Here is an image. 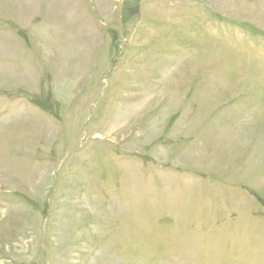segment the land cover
Wrapping results in <instances>:
<instances>
[{"label": "rangeland", "instance_id": "374dc122", "mask_svg": "<svg viewBox=\"0 0 264 264\" xmlns=\"http://www.w3.org/2000/svg\"><path fill=\"white\" fill-rule=\"evenodd\" d=\"M0 264H264V0H0Z\"/></svg>", "mask_w": 264, "mask_h": 264}]
</instances>
